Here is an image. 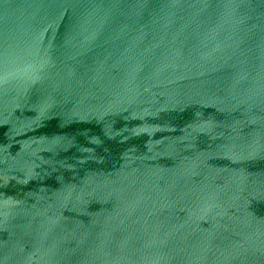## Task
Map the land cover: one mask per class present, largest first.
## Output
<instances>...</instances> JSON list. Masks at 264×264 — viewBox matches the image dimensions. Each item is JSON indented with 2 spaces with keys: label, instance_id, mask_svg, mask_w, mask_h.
Instances as JSON below:
<instances>
[{
  "label": "water",
  "instance_id": "95a60500",
  "mask_svg": "<svg viewBox=\"0 0 264 264\" xmlns=\"http://www.w3.org/2000/svg\"><path fill=\"white\" fill-rule=\"evenodd\" d=\"M0 264H264V0H0Z\"/></svg>",
  "mask_w": 264,
  "mask_h": 264
}]
</instances>
